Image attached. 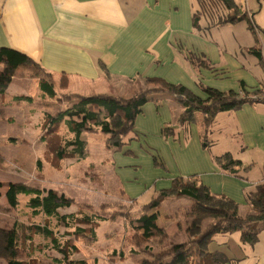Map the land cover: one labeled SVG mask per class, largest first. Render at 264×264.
Listing matches in <instances>:
<instances>
[{"label": "crops", "instance_id": "crops-1", "mask_svg": "<svg viewBox=\"0 0 264 264\" xmlns=\"http://www.w3.org/2000/svg\"><path fill=\"white\" fill-rule=\"evenodd\" d=\"M229 2L233 11L244 10L256 21V37L245 21L197 30L193 26L195 0H0V47L25 53L51 74L56 93L51 99L68 94H105L128 99L141 89L147 77L181 84L200 98L206 97L202 86L233 90L243 96L247 92L249 98L256 90L264 91V48L259 38V32L264 34V0ZM216 33L221 38H216ZM251 48L259 50L261 58ZM1 65L0 72H10V75L7 83L0 85L3 88L0 116L6 110L1 102L4 97L20 101L15 98L30 95L14 87L17 79H37V88L43 93L39 88L41 77L26 74L23 68L8 63ZM62 77L65 82L61 85ZM178 100L152 92L136 116L133 129L124 137L129 136L134 145L146 149L149 133L163 135L169 144L178 141L180 145L173 148H177V154L182 152L183 157L178 156L177 162L184 180L195 179L197 185L203 184L210 193L232 199L237 211L241 207L244 212L253 209L246 194L264 182V101L252 100L218 112L209 125L204 123L202 114L203 126L198 127L194 112L187 122H178L183 111ZM63 103L68 104L63 101L60 105ZM217 117L224 129H232L227 133L235 134L232 138L235 137L242 153L244 150L255 152L249 164L237 158L240 165L232 167L235 172L222 168L216 160L217 154L208 155L202 149V143L209 145L206 131ZM98 120H102L101 115ZM124 137L120 145L112 144L110 148L120 150ZM248 165L250 169L245 170L248 175L244 176L241 172ZM112 170L118 181L131 182L121 179L114 165ZM170 187L155 190L152 198ZM121 190L135 205L136 198L146 194L148 188L136 189L128 184L130 195ZM231 234L224 241L213 238L208 249L221 250L234 262L225 264H264V230L251 250L237 242L240 235L235 240Z\"/></svg>", "mask_w": 264, "mask_h": 264}, {"label": "rangeland", "instance_id": "rangeland-1", "mask_svg": "<svg viewBox=\"0 0 264 264\" xmlns=\"http://www.w3.org/2000/svg\"><path fill=\"white\" fill-rule=\"evenodd\" d=\"M233 3L239 8L234 1ZM253 22L256 21L253 19ZM225 32L226 35L229 34L227 29ZM215 36L221 38L219 33ZM259 38H261L260 45L264 48L262 32H259ZM2 68L0 63V70ZM23 72L34 75L30 69H24ZM13 85L19 88L20 93L30 94L32 100L31 102L15 101L13 98L4 97V102L1 101L6 106V110L0 116V182L23 183L40 189L52 188L65 194L72 200V207L60 212H73L79 216L82 212L93 215L95 222L88 224V231L91 232L94 227L95 237L93 239L90 235L86 237L73 235V228L60 225L55 218H48L41 213L34 214L27 205L29 196L18 194L17 205L11 207L5 197L7 186H0V264H5L7 261L8 252L4 247L6 232L13 228L18 232L16 245L20 259L27 264H59L57 260L62 258L61 254L54 249L50 238L32 231L33 224L53 230L60 244H63L68 239L67 235L71 234L68 245H75L76 250L70 252L68 261L64 264H140L143 258L147 261L152 260L150 256L152 252L157 253L172 242L186 241L191 238L193 232L197 231H190L189 235L187 234L188 228L194 229L193 218H197L195 214H190L194 202L177 194L168 195L162 201L158 213V224L167 232L166 237L160 238L162 240L159 239L160 241L154 243L141 240L131 223L135 210H140L141 206L148 203L155 190L168 188L172 184V179L182 177L177 162L178 156L182 159V152L179 151L180 154H177V148H173L180 145L178 141L169 144V141L163 139V135L149 133L146 136L148 137L146 149L134 145V142L129 140V136H126L122 148L118 150L114 147L110 148L114 140L110 134L100 129L95 131L76 129L85 144L83 157L53 159L52 153L48 151L45 141L42 140L46 129L44 114L50 113L55 116L66 109L69 103H63L61 106L63 101L59 103L57 99H51L48 94L41 95L37 88V79L25 81L17 79ZM158 86L156 83H144L141 89L154 87L158 89ZM155 93L160 92L155 91ZM254 95L263 98L264 91L256 90ZM202 114L201 111L194 112V123L198 127L203 126ZM70 119L78 120L74 115ZM222 123L219 117L215 118L206 131L207 139L210 140L209 145L202 143V149L208 155L214 153L217 157L228 155L234 159H245L246 164H249L248 160H253L252 155L255 152L244 150L242 153L235 137L232 138L235 134L227 133H231L232 129H224ZM55 133L58 134V142L62 143L74 136L64 121L59 123ZM37 160L41 161L39 167ZM113 165L114 171L121 174L119 176L121 179H130L131 182L118 181V178L116 179L112 174ZM248 169H250L249 165L243 171ZM241 174L247 176L248 171ZM128 184H133L136 189L148 188L146 194L136 198L135 205L121 190L123 189L126 195H130L127 192ZM237 212L244 217H256L255 210L251 208L248 212H244L241 207ZM201 219L203 222L198 225L199 231L205 229L206 224L212 221V217ZM228 234L217 232L213 238L224 241ZM231 235L236 240L240 232ZM260 237L258 234V238ZM240 241L238 238L237 242L246 250H251L255 245V242Z\"/></svg>", "mask_w": 264, "mask_h": 264}, {"label": "trees", "instance_id": "trees-1", "mask_svg": "<svg viewBox=\"0 0 264 264\" xmlns=\"http://www.w3.org/2000/svg\"><path fill=\"white\" fill-rule=\"evenodd\" d=\"M245 21L250 32L256 37L257 26L247 13L233 11L229 0H195V9L193 15V26L197 30H204L214 25H223ZM250 51L258 58H261L259 50L251 48ZM0 63H8L16 68L32 70L34 76L41 77L39 80L40 90L48 94L49 97H55L51 74L42 66L34 62L25 53L10 47H0ZM10 72H0V85L4 86L9 79ZM65 82L62 77L61 85ZM145 83H156L159 88L140 89L134 96L128 99L114 97L111 95L98 94L91 96H81L76 94L63 95L57 98V102L66 100L68 107L55 116L50 113L44 114V124L46 126L42 140L45 146L52 153L53 159L62 160L67 157L82 158L85 154V144L80 138V132L77 130L93 131L94 127H100L104 133H109L113 144L120 145V140L127 135L134 127V120L141 107L150 99V94L159 91L162 94L177 97L183 107L182 113L178 117V122H187L193 112L201 111L204 116V123L209 125L216 113L228 111L239 107L248 102V98L240 96V92L233 90L220 91L209 86H202L205 98L194 95L189 89L181 84L169 83L160 77H147ZM242 91L243 88L241 89ZM3 91V88L0 89ZM246 94H249L245 92ZM181 96V97H179ZM15 99L31 102L30 96H18ZM75 116L78 120L70 119ZM102 120H98V116ZM64 121L69 131L73 132L72 139H66L63 143L58 142L56 127ZM77 129V130H76ZM220 166L224 169L240 165V161L228 155L217 157ZM40 160H37V166H40ZM0 186H7L5 197L11 207L18 203V194L29 196L27 200L28 207L34 214L41 213L50 218L53 217L66 228H73L72 234L76 236H89L94 239V227L91 232L88 231V224L95 222L93 215L82 212L77 215L73 212L61 213L60 211L69 208L72 200L57 190L40 189L30 187L23 183H3ZM169 194H177L190 199L193 203L190 214H195L194 229H187L193 232L190 239L182 242L169 243L167 248L150 254L152 260L142 259L140 264H225L234 263L221 250H209L208 246L213 242V235L219 233L240 232L242 242L254 243L258 240V234L264 230V182L257 184L253 190L246 194V200L255 210L256 217H244L237 212V204L230 198L216 196L208 190L203 184H196L192 178L183 179L175 177L172 179L171 187L163 190L153 197L148 203L136 210L131 218L135 231L143 241L158 242L162 237H166V230L158 225V210L162 201ZM86 204H84L85 206ZM88 207V205H86ZM192 211V212H191ZM191 214V215H192ZM202 217H212V221L207 223L203 231H199L198 225L201 224ZM198 223V224H197ZM31 229L34 233L42 234L50 238L56 251L62 258L57 260L59 264L68 261L70 252L76 250L75 245H68L71 241V234L67 235V240L60 244L53 230L46 226L33 224ZM17 229L13 228L6 232L5 248L8 252L7 264H27L18 257L17 250ZM160 239V240H159ZM69 246V247H68ZM69 249V250H67ZM150 249V247H148ZM83 262V260H81ZM75 263V261L73 262Z\"/></svg>", "mask_w": 264, "mask_h": 264}, {"label": "built area", "instance_id": "built-area-1", "mask_svg": "<svg viewBox=\"0 0 264 264\" xmlns=\"http://www.w3.org/2000/svg\"><path fill=\"white\" fill-rule=\"evenodd\" d=\"M248 95H249V94H245L246 97H247ZM240 96L245 97V96H243V95H240ZM250 96H251V95H250ZM179 97H181V96H179ZM260 99H262V101H264V97H263V98H259V97L255 96L254 94H253V96H251V97L248 98V100H250V101H252V100H260Z\"/></svg>", "mask_w": 264, "mask_h": 264}]
</instances>
